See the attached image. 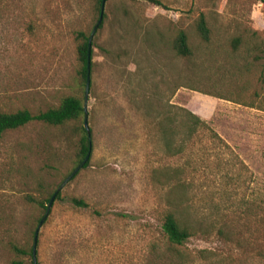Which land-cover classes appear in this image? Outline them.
Returning a JSON list of instances; mask_svg holds the SVG:
<instances>
[{
  "label": "rangeland",
  "instance_id": "obj_1",
  "mask_svg": "<svg viewBox=\"0 0 264 264\" xmlns=\"http://www.w3.org/2000/svg\"><path fill=\"white\" fill-rule=\"evenodd\" d=\"M95 3L0 0V113L36 114L85 96L76 34L92 32ZM181 30L188 56L173 47ZM179 107L209 125L190 145ZM160 112L175 117L162 121L174 128L169 141ZM88 122L89 165L56 197L36 264H153L154 247L166 248L163 214L180 202L191 222L233 225L245 242L234 264H264L248 262L247 248L264 238V0H107L93 39ZM83 125L84 116L33 121L0 138V264L14 257L10 242L33 243L45 214L37 201L78 165ZM218 240L196 235L186 247L227 254Z\"/></svg>",
  "mask_w": 264,
  "mask_h": 264
},
{
  "label": "trees",
  "instance_id": "obj_2",
  "mask_svg": "<svg viewBox=\"0 0 264 264\" xmlns=\"http://www.w3.org/2000/svg\"><path fill=\"white\" fill-rule=\"evenodd\" d=\"M101 3L102 0H96L95 3V8L99 16ZM197 28L200 35L207 40L210 30L203 15H201L197 21ZM90 35L91 33L86 34L83 31H79L76 34L77 58L80 66L77 71V75L81 85L83 87L85 86V89L87 79L88 41ZM173 47L180 55L188 56L191 54V49L189 47L185 31L181 30L178 33ZM84 102L85 96L67 95L61 99L57 106H52L47 110L39 111L36 114L32 113L27 108L20 109L12 113H0V138L5 131L19 129L33 121L44 122L53 126H60L67 122L78 120L84 116ZM179 109L184 113L182 118L184 125L183 140L186 144L188 143V145H190L196 134L203 128L209 129V125L193 112L183 107H179ZM157 120L161 127L160 133L166 136L169 141L174 136V128L163 126L162 121H174L175 117L170 116L169 114L162 115L160 112L158 113ZM91 145L92 144L90 143L86 129L83 125L81 126L78 165L82 163L89 153ZM78 165L68 174V176L78 167ZM88 165L89 161L86 162L84 167H87ZM55 191L44 200L37 201L38 206L45 210V212ZM59 197L60 193L57 195V198ZM73 201L75 204L80 206L86 205L85 201L81 199L74 198ZM254 209H258V207L254 206ZM190 211L191 207L189 205L184 206L182 202L172 203L165 210L162 217L161 230L166 239V248L161 249L160 247H154L151 254V261L153 264H234L235 259L232 255L233 253L235 254V252L241 251L245 248V242L241 238L237 237L233 225L228 221L220 222V224L207 220L191 222L188 217L190 216ZM258 226V230L264 232L263 218L259 219ZM196 235H200L205 238L217 236L219 239L218 241L226 247L227 254L219 252L216 249L203 248L191 250L186 247V243ZM34 242L35 241L33 240L32 244L27 243L23 245L10 242L9 248L14 255L10 264H36L35 259L38 251L34 253ZM247 248H249L250 253L253 254L252 259L248 260V262L251 263L257 260V258H261L264 262V238L261 241H259V239L251 241Z\"/></svg>",
  "mask_w": 264,
  "mask_h": 264
},
{
  "label": "water",
  "instance_id": "obj_3",
  "mask_svg": "<svg viewBox=\"0 0 264 264\" xmlns=\"http://www.w3.org/2000/svg\"><path fill=\"white\" fill-rule=\"evenodd\" d=\"M106 1L107 0H102L99 19H98L96 25L94 26V28H93V30L91 32V35L89 37V41H88L87 79H86L85 102H84V128L86 129V132H87L88 138L90 140V143L92 141V136H91V130H90V127H89V122H88V95H89V92H90V84H91L92 46H93L94 36H95L98 28L100 27L102 21H103ZM90 154H91V148H90L89 153L85 157V159L82 161V163L79 164L78 167L67 178H65V180L59 185V187L57 188V190L55 191V193L51 197V199H50V201H49V203L47 205V210H46L44 216L42 217V219L40 220L39 226H38V228L36 230V233H35L34 253H36V248L35 247H36V242H37V237H38L39 230H40L41 226L43 225V223L45 222V220L47 219V217L49 216L51 207H52L57 195L61 192V190L64 188V186L77 174V172H79V170L84 167V165L86 164V162L90 158Z\"/></svg>",
  "mask_w": 264,
  "mask_h": 264
}]
</instances>
